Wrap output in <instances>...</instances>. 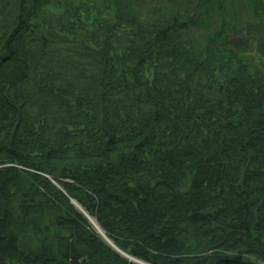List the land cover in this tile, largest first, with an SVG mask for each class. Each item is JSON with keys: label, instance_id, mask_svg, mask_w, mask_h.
I'll return each instance as SVG.
<instances>
[{"label": "trees", "instance_id": "trees-1", "mask_svg": "<svg viewBox=\"0 0 264 264\" xmlns=\"http://www.w3.org/2000/svg\"><path fill=\"white\" fill-rule=\"evenodd\" d=\"M2 162L0 264H264V0H0Z\"/></svg>", "mask_w": 264, "mask_h": 264}, {"label": "rangeland", "instance_id": "rangeland-1", "mask_svg": "<svg viewBox=\"0 0 264 264\" xmlns=\"http://www.w3.org/2000/svg\"><path fill=\"white\" fill-rule=\"evenodd\" d=\"M240 29H243V26L240 27ZM243 33H240V34H236L235 32H227L226 34V37L228 39V34L229 33H233L235 35H238V36H244L246 37V34H244L245 30H242ZM253 40V39H252ZM196 42V47H200V45L197 44V41ZM229 42V41H228ZM245 41H242V42H239V43H236V42H231L233 44H236L237 46L240 45V44H243ZM199 43V42H198ZM244 45V44H243ZM252 46L255 47V43L252 42ZM240 48V47H239ZM197 50V49H196ZM2 163H5V162H2ZM7 166H10V164L8 163H5V164H0V167H7ZM49 177V176H47ZM52 183L57 186L59 189H61V187H59V184L56 183L54 180H52ZM70 202L72 204L75 205V207L81 211V213L87 218L89 224L92 226V228L95 230L96 234H98V236L104 240L105 244H107L111 249L115 250L118 252V254L123 257L125 260H127L130 264H150L148 262H145L131 254H129L128 252H125L123 251L122 249H120L112 240H110L105 232L100 228V226L96 223L95 219L92 218L84 208H82L74 199L72 198H69Z\"/></svg>", "mask_w": 264, "mask_h": 264}, {"label": "water", "instance_id": "water-1", "mask_svg": "<svg viewBox=\"0 0 264 264\" xmlns=\"http://www.w3.org/2000/svg\"><path fill=\"white\" fill-rule=\"evenodd\" d=\"M244 38H245L244 36H238V35H235L233 33L228 34V40L231 42L239 43V42L244 41Z\"/></svg>", "mask_w": 264, "mask_h": 264}, {"label": "bare ground", "instance_id": "bare-ground-1", "mask_svg": "<svg viewBox=\"0 0 264 264\" xmlns=\"http://www.w3.org/2000/svg\"><path fill=\"white\" fill-rule=\"evenodd\" d=\"M246 40V37L244 38V41ZM229 41V40H228ZM231 42V41H230Z\"/></svg>", "mask_w": 264, "mask_h": 264}]
</instances>
